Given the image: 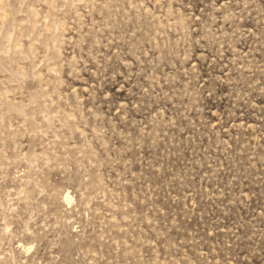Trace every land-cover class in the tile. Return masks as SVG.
<instances>
[{
	"label": "rangeland",
	"instance_id": "obj_1",
	"mask_svg": "<svg viewBox=\"0 0 264 264\" xmlns=\"http://www.w3.org/2000/svg\"><path fill=\"white\" fill-rule=\"evenodd\" d=\"M0 264H264V0H0Z\"/></svg>",
	"mask_w": 264,
	"mask_h": 264
}]
</instances>
